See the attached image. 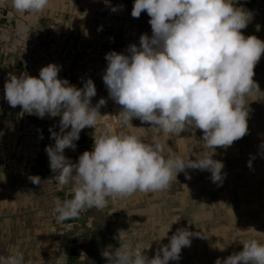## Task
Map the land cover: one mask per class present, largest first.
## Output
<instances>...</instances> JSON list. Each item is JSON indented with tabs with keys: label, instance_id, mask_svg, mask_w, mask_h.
Segmentation results:
<instances>
[{
	"label": "rangeland",
	"instance_id": "374dc122",
	"mask_svg": "<svg viewBox=\"0 0 264 264\" xmlns=\"http://www.w3.org/2000/svg\"><path fill=\"white\" fill-rule=\"evenodd\" d=\"M0 2L13 25L19 29L27 26L25 31L49 40L52 46L45 65H58V78L77 88L90 79L95 86L90 106L105 100L97 108L100 116L95 125L80 133L93 131L96 137L130 130L146 143L161 144L166 157L187 161L200 153H213V159L223 162L221 181L212 182L208 170L186 167L163 191L108 198L103 208L86 207L76 217L60 220L53 202L70 200L73 183L71 179L64 185L58 183L45 152L46 146L54 145L49 129L59 132L60 116L39 118L22 112L19 105L11 107L4 99L6 79L0 76V256L16 249L23 254L24 264H113L103 254L120 243L143 249L151 258L183 228L192 233L190 245L181 248L178 261L168 264H214L218 257L223 260L241 251L245 240L264 242V52L252 77L258 91L245 97L247 133L226 148L213 149L201 141L202 130L191 126L164 133L138 118H132L131 129L117 119L118 104L109 97L102 80L105 54H127L129 45H139L141 34L151 36L147 13L131 16L134 0H49L42 12L34 14L16 12L11 0ZM250 5L254 6L252 15L241 32L264 41V0H252ZM113 6L116 11H111ZM19 61L15 59L12 66ZM0 64H5L3 57ZM80 133L75 149H64L73 163L83 152L79 146L84 151L87 148ZM86 137L93 143L91 136ZM169 225L166 237L154 240ZM119 231L126 241L118 238ZM61 254L66 257L56 260Z\"/></svg>",
	"mask_w": 264,
	"mask_h": 264
},
{
	"label": "clouds",
	"instance_id": "9594fccd",
	"mask_svg": "<svg viewBox=\"0 0 264 264\" xmlns=\"http://www.w3.org/2000/svg\"><path fill=\"white\" fill-rule=\"evenodd\" d=\"M11 4L18 13L34 14L42 12L49 0H11ZM234 4L233 0H134L131 16L138 18L146 12L151 36L141 34L139 45H129L127 54L106 53L102 76L109 97L122 106L117 116L127 128L134 127L132 118L164 133L191 126L202 130L201 141L213 149L226 148L247 133L245 97L258 91L252 77L264 41L255 35L245 37L241 29L250 13ZM58 71V65L49 63L38 76L8 74L4 99L11 107L19 105L22 112L39 118L60 116L59 132L49 129L54 145L45 147L58 183L64 185L70 179L73 183L70 200L53 202L60 220L76 217L86 207L103 208L108 198L163 191L186 167L210 171L214 183L222 180L223 162L213 159V153H200L187 161L166 157L161 144L146 143L130 130L96 136L92 149L83 151L73 163L64 149H75L80 131L95 125L100 116L97 108L105 100L90 106L93 82L89 79L77 88L58 78ZM170 225L154 240L166 237ZM191 235L187 229H177L151 258L127 242L103 255L113 264H168L179 260ZM118 238L127 239L122 231ZM242 245L241 251L223 260L218 257L214 264H264V242L248 239ZM61 256L66 257L61 254L56 260ZM0 264H24L23 254L13 249L0 256Z\"/></svg>",
	"mask_w": 264,
	"mask_h": 264
},
{
	"label": "built area",
	"instance_id": "2783aa9c",
	"mask_svg": "<svg viewBox=\"0 0 264 264\" xmlns=\"http://www.w3.org/2000/svg\"><path fill=\"white\" fill-rule=\"evenodd\" d=\"M51 46L46 37L23 31L7 20L6 6L0 2V58L3 57V62H5V64H0L1 77L7 79L8 74L19 76L22 72L38 76L40 68L46 66L45 59L50 54ZM15 59L20 61L17 66H12ZM121 107L118 104L116 108L118 113Z\"/></svg>",
	"mask_w": 264,
	"mask_h": 264
},
{
	"label": "crops",
	"instance_id": "0c3cea01",
	"mask_svg": "<svg viewBox=\"0 0 264 264\" xmlns=\"http://www.w3.org/2000/svg\"><path fill=\"white\" fill-rule=\"evenodd\" d=\"M236 2V3H235ZM234 3V6L235 7H240V8H242V9H244L245 11H247L248 13H250V16L252 15V9L254 8V6L253 5H250L251 4V2H252V0H236ZM21 29H23L24 31L25 30H27L28 29V27L27 26H25V27H22ZM32 32H34V30L32 29L31 30ZM36 33H38L37 31H35ZM40 34V33H39ZM56 117V116H55ZM89 135V136H91V138L93 139V138H95V135H94V133H93V131L92 132H89V131H83L82 133H80V135L82 136V138L81 139H83V140H85L86 141V143L87 144H84V146L85 147H87V148H85L86 150H91L92 149V146H93V143H91V141H90V138L88 139L87 137H86V135ZM83 146H79V148H80V151L82 152V151H84V148L83 149H81Z\"/></svg>",
	"mask_w": 264,
	"mask_h": 264
}]
</instances>
